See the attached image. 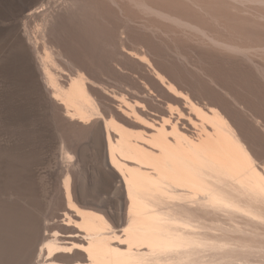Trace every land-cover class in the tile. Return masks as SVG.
Here are the masks:
<instances>
[{
    "label": "bare ground",
    "instance_id": "6f19581e",
    "mask_svg": "<svg viewBox=\"0 0 264 264\" xmlns=\"http://www.w3.org/2000/svg\"><path fill=\"white\" fill-rule=\"evenodd\" d=\"M107 1L122 14L97 26L110 48L100 68L116 86L59 44L69 0H0V123L12 130L0 139V264H264L251 239L264 238V129L234 120L184 65L160 62L161 40L136 41L140 30L178 32L138 6L196 21L189 9ZM191 1L226 22L228 34L200 23L211 42L249 47L230 33L228 4ZM43 56L74 71L53 66L55 80Z\"/></svg>",
    "mask_w": 264,
    "mask_h": 264
},
{
    "label": "rangeland",
    "instance_id": "374dc122",
    "mask_svg": "<svg viewBox=\"0 0 264 264\" xmlns=\"http://www.w3.org/2000/svg\"><path fill=\"white\" fill-rule=\"evenodd\" d=\"M119 1L120 4L125 3V0ZM176 1H178L186 11L189 9L192 17H194L196 21H178L170 16L149 12L142 6H138L137 17L147 18L149 16L147 19L158 22L159 25L162 24L161 26H173L178 29V32L174 34L166 33L162 28L140 30L136 41L141 42L143 40L152 39L154 41L161 40L159 43L158 55L160 56V62L164 64L184 65L186 67L184 72L189 75L190 79L194 77L201 87L205 89L204 92L208 94L210 98L225 106L234 120L259 122V127L264 129V0H220L228 4L229 6L227 5V7L230 8V27L233 28L230 29V33H232V30H236L242 34L240 38L238 37L239 39H243L242 41L246 39L245 41L251 44H247L249 47H244L240 51L233 47L227 48L211 42L209 37L204 33V30L202 28L199 29L200 23L205 21L207 24L217 29V31L228 34V28L224 25L226 23L224 18H215L208 14L206 9H203L191 0ZM69 4V15L61 20H55L56 31L57 29L58 32L61 31L60 33L57 32V40L65 42L67 47L63 45L64 43L62 44V42L59 44L66 47L65 49H68L70 53L73 52V56H75L74 60L77 58L80 63L89 65L93 73L96 75L98 74L102 79L106 78L105 80H107V83L114 86L118 85V81L115 78H108L110 76H106V73L101 71V68L108 64L107 58L105 57L109 54L110 48L103 41L106 30H100V27L97 26H100V24L103 26L105 23L109 24L110 21L113 22L114 19L110 16V12L112 10L120 12L119 7L107 0L104 3H100L96 0H69ZM104 10H106V12ZM104 13H106V15ZM120 14L122 13L120 12ZM232 18H236V20L245 19L244 21H246V23L244 22L245 25L236 24ZM108 21L109 23H107ZM138 21H140V19ZM233 21L235 26L233 25L234 23H231ZM137 26L140 28L141 23L138 22ZM32 27L31 30L35 31L34 26ZM173 39L178 40L182 46L176 49ZM67 44H69V47ZM41 50L42 48L40 51ZM146 58L148 59L149 57L146 56ZM42 59L44 61V56ZM46 59L44 65H47V67L53 71H50L53 73L52 77L54 76L56 78L58 76L57 73H59L58 71L54 74L53 69L55 67L56 69L58 68V70L62 69L63 72L60 70V73H64L65 75L67 73L70 75V73L74 71L72 60L66 59L65 61H68V63H62L63 65L57 64L58 67L52 64L54 66L53 68V66H51L52 62H50L52 59ZM105 63L106 65H104ZM123 72H125L124 74L127 73L126 70ZM158 73L164 76L161 72L158 71ZM165 79L177 89L175 84L167 77H165ZM55 80H57V78ZM226 120L228 119L226 118ZM1 127H3V129ZM4 128L5 126L0 123V139L9 136V133L12 132V130L8 131ZM65 128H63L64 131L67 130V132H69L68 128ZM86 129L87 127L84 126V131L81 130L80 132L78 130L72 134L85 135L83 132L86 133ZM247 131L251 136H254L253 140L256 142V145L257 143L259 144L260 139L255 137L256 134L253 135L254 132L251 133L252 130ZM59 132H61V130H59ZM69 134L71 135L70 132ZM257 139H259V141ZM18 234L20 235V231L18 230L16 233L13 232L15 239L13 242L12 237L13 245L18 242L16 240L17 238L19 239ZM230 235L234 237L240 236L238 234ZM251 239L262 246L259 248L264 249V238H262V236L261 238L260 236H252ZM259 241L260 243H258ZM248 254L251 255V253ZM248 254L246 255L248 256ZM250 257H253V255L249 256V258ZM223 264L229 263L223 262Z\"/></svg>",
    "mask_w": 264,
    "mask_h": 264
},
{
    "label": "snow or ice",
    "instance_id": "6c2138e0",
    "mask_svg": "<svg viewBox=\"0 0 264 264\" xmlns=\"http://www.w3.org/2000/svg\"><path fill=\"white\" fill-rule=\"evenodd\" d=\"M68 159H69V160H71V159H72V157H71V156H68Z\"/></svg>",
    "mask_w": 264,
    "mask_h": 264
}]
</instances>
